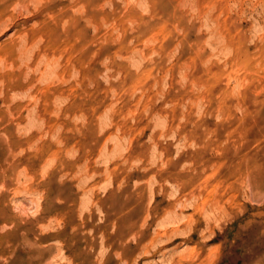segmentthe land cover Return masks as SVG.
<instances>
[{"label": "rangeland", "instance_id": "obj_1", "mask_svg": "<svg viewBox=\"0 0 264 264\" xmlns=\"http://www.w3.org/2000/svg\"><path fill=\"white\" fill-rule=\"evenodd\" d=\"M0 264H264V0H0Z\"/></svg>", "mask_w": 264, "mask_h": 264}, {"label": "bare ground", "instance_id": "obj_2", "mask_svg": "<svg viewBox=\"0 0 264 264\" xmlns=\"http://www.w3.org/2000/svg\"><path fill=\"white\" fill-rule=\"evenodd\" d=\"M35 245V244H34ZM40 249V248H39Z\"/></svg>", "mask_w": 264, "mask_h": 264}]
</instances>
